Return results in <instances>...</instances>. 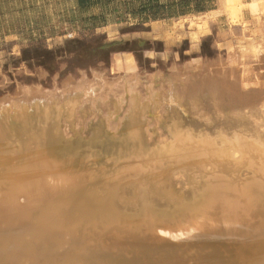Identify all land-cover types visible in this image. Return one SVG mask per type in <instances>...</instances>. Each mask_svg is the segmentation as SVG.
<instances>
[{
    "label": "bare ground",
    "instance_id": "6f19581e",
    "mask_svg": "<svg viewBox=\"0 0 264 264\" xmlns=\"http://www.w3.org/2000/svg\"><path fill=\"white\" fill-rule=\"evenodd\" d=\"M216 1L234 57L171 66L143 91L130 58L111 82L0 99V211H35L33 226L0 223V264H264V0ZM53 230L93 245L59 253Z\"/></svg>",
    "mask_w": 264,
    "mask_h": 264
},
{
    "label": "rangeland",
    "instance_id": "374dc122",
    "mask_svg": "<svg viewBox=\"0 0 264 264\" xmlns=\"http://www.w3.org/2000/svg\"><path fill=\"white\" fill-rule=\"evenodd\" d=\"M243 1L247 2L250 0ZM239 6L241 7V5ZM64 8L63 5L56 6L57 10ZM248 8L240 10L242 11L241 15H245L246 19H249L251 12L250 8ZM217 10L218 8L211 11L212 15L210 13L209 16H191L184 20L177 18L170 23L153 22L152 27L150 25H148L149 27H129V24L133 23L113 21L112 15L106 17L107 25L101 27L102 20L97 19L96 11L90 13V19L87 22L79 17L73 19L69 14L62 16L58 11L57 15H55L56 17H51L53 20L52 25L54 26L52 28H0V99L2 101L12 97L16 83H20L25 87L37 86L42 91L51 92L53 90V79L56 80L55 83L60 88L61 83L67 77H72L75 81L81 80L82 73H84L87 81H92L94 79L93 73H98L102 78L111 82L114 78L122 77L128 73V60L130 58L135 61L140 85L138 90L143 91L141 86L148 83L153 76L159 74L160 76L171 75L172 73L169 72L171 66L180 67L198 60L209 61L222 57L225 59L234 57L239 50L238 36L232 35L223 39L216 37V28L229 29L234 21H230L228 12L223 14L218 13ZM206 18L208 20L210 18V20L207 21ZM7 24L17 25L23 23L8 22ZM135 40L149 43L132 44ZM113 41L118 42L120 45L112 48V51L101 48L104 44ZM132 48L137 49V51H130ZM147 49L155 51L156 54L153 51H148L147 58ZM46 198L48 197L43 199ZM45 202H48L47 199L43 203ZM28 209L26 207L24 210L17 211L18 213L12 212L23 215L22 217L19 215L21 220H18V216L13 215L11 212L6 214L0 211V219H4L0 220V223L4 221L1 226L3 224V227L14 224L13 229L22 223H26L25 226H33L34 217L27 215H32L35 211ZM53 209H50V211H53ZM23 211L25 212L23 213ZM2 213L5 216L7 215L9 222ZM49 213L53 214L48 212L49 217ZM10 214L13 215L11 220ZM25 217L29 218L28 221ZM12 220L15 223L19 221L21 223L19 222L20 224L17 223V225ZM50 220V222H53L52 216ZM1 226L0 228H2ZM5 228H3L4 230L1 229L2 231L0 232H6L10 226L8 229ZM13 229L11 227L9 231H13ZM53 231H56L58 237L57 240H54L53 243L55 244H52V246L54 245L52 249L63 250V252L59 253H64L68 256L74 254V257L77 254L79 257L81 250H88L87 248L93 245L86 241L84 234H79L78 232L75 234V230H73V234L77 237L76 241L74 240L75 246L69 244V241H73L70 239L72 235H69L71 232H68V234L63 232V234L62 230L60 234L57 230ZM5 234L3 235L6 236ZM0 235L2 237L1 233ZM17 236H20L16 238L19 242L22 238H28V243L32 241L31 243L35 244L34 240H32L34 236H32L33 238L29 234L24 236L19 234ZM75 236L73 235L72 237L75 239ZM43 237L46 238L45 235ZM35 238L38 239L37 236ZM245 239L244 235H240L236 240L242 241ZM22 240L23 242L20 245H25L26 240ZM39 240L35 242H39ZM230 241L233 242V240ZM68 245L71 246L68 247ZM114 256H120L122 260L126 259L124 254Z\"/></svg>",
    "mask_w": 264,
    "mask_h": 264
},
{
    "label": "crops",
    "instance_id": "0c3cea01",
    "mask_svg": "<svg viewBox=\"0 0 264 264\" xmlns=\"http://www.w3.org/2000/svg\"><path fill=\"white\" fill-rule=\"evenodd\" d=\"M59 5L65 8L57 10ZM216 8V0H0V28H52L51 17L58 11L62 16L69 14L73 19L79 17L86 22L90 13L96 11L97 19L102 20L101 27L107 25L106 17L110 15L113 21L133 23L129 27H152L153 22L170 23ZM8 22L23 24L8 25ZM148 51L153 50L147 49L146 56Z\"/></svg>",
    "mask_w": 264,
    "mask_h": 264
},
{
    "label": "trees",
    "instance_id": "16d2710c",
    "mask_svg": "<svg viewBox=\"0 0 264 264\" xmlns=\"http://www.w3.org/2000/svg\"><path fill=\"white\" fill-rule=\"evenodd\" d=\"M140 42H142L141 40L139 41H133V43L132 44H135V43H140ZM143 44H148V42L147 41H144V42H142ZM118 45H120L118 42H116V41H113V42H110V43H107V44H104L103 46H101V48H106V49H110V51H112L113 49L112 48H114L115 46H118ZM130 51H137V49H130Z\"/></svg>",
    "mask_w": 264,
    "mask_h": 264
}]
</instances>
